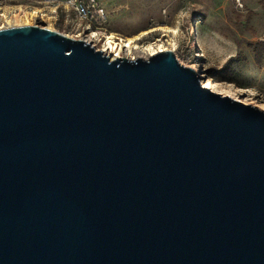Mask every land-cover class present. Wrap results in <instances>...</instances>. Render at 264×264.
<instances>
[{"label":"water","instance_id":"95a60500","mask_svg":"<svg viewBox=\"0 0 264 264\" xmlns=\"http://www.w3.org/2000/svg\"><path fill=\"white\" fill-rule=\"evenodd\" d=\"M201 78L0 28V264H264V111Z\"/></svg>","mask_w":264,"mask_h":264},{"label":"rangeland","instance_id":"374dc122","mask_svg":"<svg viewBox=\"0 0 264 264\" xmlns=\"http://www.w3.org/2000/svg\"><path fill=\"white\" fill-rule=\"evenodd\" d=\"M99 1L107 18L98 36L111 35L120 56H139L136 51L120 49L129 39L140 50H170L181 65L199 68L198 74L206 76L201 83H207L210 90L264 111V59L257 64L249 46L264 42V0ZM33 14L31 26L78 39L62 22L61 10L33 2L3 6L0 28L26 26ZM90 44L101 51L104 46L101 40Z\"/></svg>","mask_w":264,"mask_h":264},{"label":"built area","instance_id":"2783aa9c","mask_svg":"<svg viewBox=\"0 0 264 264\" xmlns=\"http://www.w3.org/2000/svg\"><path fill=\"white\" fill-rule=\"evenodd\" d=\"M38 3L46 7H50L53 11H62V22L66 24L71 33L75 37L89 42L98 43L100 40L106 42L110 36V40L115 44L111 35H106L105 38L98 36V31L106 22L107 13L99 0H0V9L3 6H14L21 3ZM118 44V43H117ZM105 45L102 46V51ZM111 50L107 55L112 58L123 57L115 50ZM104 52V51H103ZM105 53V52H104Z\"/></svg>","mask_w":264,"mask_h":264},{"label":"bare ground","instance_id":"6f19581e","mask_svg":"<svg viewBox=\"0 0 264 264\" xmlns=\"http://www.w3.org/2000/svg\"><path fill=\"white\" fill-rule=\"evenodd\" d=\"M36 16L33 14L32 16H31V19H29V21H27V22H25V25L26 26H31L32 24H31V21H32V19L33 18H35ZM39 17V16H38ZM37 17V18H38ZM36 18V19H37ZM114 41V40H113ZM133 40H127V41H125L124 43H122L121 44V46H120V49H122V50H133V51H136V53H137V55H139L138 57H142V58H144V55H146V56H149V55H152V54H154L155 52H153V51H149L147 48L146 49H142V50H140L137 46H132V44H133ZM104 45H105V49L103 50L105 53H107L106 51H108L109 49H112V50H116L119 46H118V44L117 43H113L111 40H110V37L109 38H107V40H106V42L104 43ZM150 48V47H149ZM160 51V50H159ZM194 69L197 71V72H199V68L197 69V68H195L194 67ZM202 78H206V76H203ZM202 85L203 86H205V87H208L209 89L211 88L209 85H207V83H204V81L202 82Z\"/></svg>","mask_w":264,"mask_h":264},{"label":"trees","instance_id":"16d2710c","mask_svg":"<svg viewBox=\"0 0 264 264\" xmlns=\"http://www.w3.org/2000/svg\"><path fill=\"white\" fill-rule=\"evenodd\" d=\"M262 8L264 11V1L262 3ZM249 46L253 50L255 62L260 65L262 63V59H264V42L250 43Z\"/></svg>","mask_w":264,"mask_h":264}]
</instances>
